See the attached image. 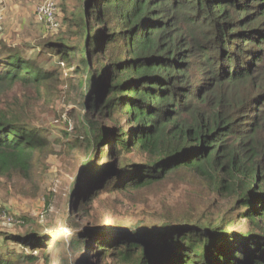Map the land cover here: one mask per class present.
<instances>
[{"label":"trees","instance_id":"1","mask_svg":"<svg viewBox=\"0 0 264 264\" xmlns=\"http://www.w3.org/2000/svg\"><path fill=\"white\" fill-rule=\"evenodd\" d=\"M77 21L83 48L49 44L81 78L61 145L84 156L64 226L83 254L58 264H264V0H84ZM28 53L0 39V177L38 192L56 140L31 110L62 68ZM171 181L189 187L185 205L103 229L120 211L106 194ZM211 202L216 214L199 206ZM29 221L24 235L0 232V264L41 261L52 226Z\"/></svg>","mask_w":264,"mask_h":264},{"label":"rangeland","instance_id":"2","mask_svg":"<svg viewBox=\"0 0 264 264\" xmlns=\"http://www.w3.org/2000/svg\"><path fill=\"white\" fill-rule=\"evenodd\" d=\"M0 1L3 2L5 16L4 31L0 35V39L11 45H21L29 52L28 57H43L45 59L43 66L59 64L62 68V71H58V78L61 82L59 87L50 85L45 88V94L48 97L41 101H35V109L31 110V115H35L37 124L48 128L49 134L46 136H49L51 141L56 140L53 145L54 151L36 168L38 176L36 182L39 184L40 190L33 191L31 186L21 182L20 178L0 177V204L3 206L2 210L0 209V232L24 235L30 226L29 220L32 219H36L41 224V230L52 226L50 230H45L43 233L46 242L41 244L43 246L42 259L38 264H47L49 252L53 256L54 264H58V260L64 254L69 252L72 256L83 254V249L75 247L73 244L75 232L64 226L69 220L70 200L84 156L78 149L74 155H69L61 145L65 140V133L72 130L64 118L69 117L71 111L76 107L75 96L80 90L81 81L79 80L81 78L77 74V66H66L64 62L59 61V56L52 54L54 51L49 47V44L59 41L75 45L80 49L83 48L80 45L83 42V37L78 36L76 32L78 30L77 15L83 8L84 0H57V17L60 26L55 29L50 28L47 22L40 20L36 14V7L45 0H10L11 5H8L7 0ZM18 10L21 11L19 15ZM73 81L79 83V87H73L72 91L70 85ZM11 96L14 95L7 96L8 104L15 102ZM15 98L17 99V97ZM19 98L23 99V96H19ZM49 99L53 102L47 108L45 103ZM69 122L71 126H75L73 116L69 117ZM107 152L108 148L104 150V158ZM188 188L185 183L177 185L171 181L165 185H154L136 190L134 191L135 195L129 197L108 193L105 197H113L116 200L115 208L120 211L114 215L106 214L102 221V227L104 230H109L108 223L126 219L125 215L127 214L130 215L128 222L139 224L138 222L143 220L141 216L147 217L158 210L180 208L179 205L187 203L185 191ZM85 200L91 208H94L97 202L96 197L85 196L83 201ZM49 203L50 208H48ZM188 205L196 207L192 202H189ZM199 206L214 214L219 209L215 202L201 203ZM235 222L237 231H242L246 227L245 224H241L240 220H235ZM47 223L51 225H47ZM234 227L230 226L229 229ZM1 240L0 235V242ZM13 246L20 251L30 250L29 247L21 243H13Z\"/></svg>","mask_w":264,"mask_h":264},{"label":"built area","instance_id":"3","mask_svg":"<svg viewBox=\"0 0 264 264\" xmlns=\"http://www.w3.org/2000/svg\"><path fill=\"white\" fill-rule=\"evenodd\" d=\"M3 4L0 2V34L4 31L5 16ZM36 14L40 20L47 22L50 28H58L60 22L58 20V3L57 0H45L36 7Z\"/></svg>","mask_w":264,"mask_h":264},{"label":"crops","instance_id":"4","mask_svg":"<svg viewBox=\"0 0 264 264\" xmlns=\"http://www.w3.org/2000/svg\"><path fill=\"white\" fill-rule=\"evenodd\" d=\"M9 2H10V0H7L8 5H11V2H10V4H9ZM19 10L17 11L18 15L21 14V11H19Z\"/></svg>","mask_w":264,"mask_h":264}]
</instances>
